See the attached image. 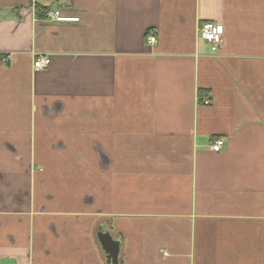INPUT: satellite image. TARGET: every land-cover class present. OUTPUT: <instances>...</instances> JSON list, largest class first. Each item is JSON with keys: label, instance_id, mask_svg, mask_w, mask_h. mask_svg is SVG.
Wrapping results in <instances>:
<instances>
[{"label": "crops", "instance_id": "crops-1", "mask_svg": "<svg viewBox=\"0 0 264 264\" xmlns=\"http://www.w3.org/2000/svg\"><path fill=\"white\" fill-rule=\"evenodd\" d=\"M101 232L264 264V0H0V264H112Z\"/></svg>", "mask_w": 264, "mask_h": 264}, {"label": "built area", "instance_id": "built-area-1", "mask_svg": "<svg viewBox=\"0 0 264 264\" xmlns=\"http://www.w3.org/2000/svg\"><path fill=\"white\" fill-rule=\"evenodd\" d=\"M48 17L51 19H55L57 21H78V17H67L61 15L59 10L56 11H49ZM225 32V28L223 25L216 23V22H205L200 27L201 36L205 39L207 43L211 46L213 51L219 50L220 46L223 42V35ZM150 43H156L157 39L155 36L149 37ZM2 62L5 65L10 64V56L3 58ZM51 63V57L46 54H40L36 56L34 60V68L37 70H46L49 68ZM225 144L224 139H217L212 145V149L214 151H220Z\"/></svg>", "mask_w": 264, "mask_h": 264}, {"label": "water", "instance_id": "water-1", "mask_svg": "<svg viewBox=\"0 0 264 264\" xmlns=\"http://www.w3.org/2000/svg\"><path fill=\"white\" fill-rule=\"evenodd\" d=\"M99 237L102 241L104 249L108 254V259L112 264H118L120 243L116 241L110 232H101Z\"/></svg>", "mask_w": 264, "mask_h": 264}, {"label": "trees", "instance_id": "trees-1", "mask_svg": "<svg viewBox=\"0 0 264 264\" xmlns=\"http://www.w3.org/2000/svg\"><path fill=\"white\" fill-rule=\"evenodd\" d=\"M48 9L47 8H45V7H42V6H37V13H38V15H42V14H44L45 16L48 14ZM202 97V96H201Z\"/></svg>", "mask_w": 264, "mask_h": 264}]
</instances>
